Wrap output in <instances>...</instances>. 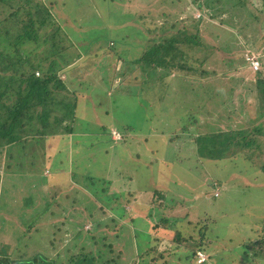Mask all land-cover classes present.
Returning a JSON list of instances; mask_svg holds the SVG:
<instances>
[{
	"label": "rangeland",
	"instance_id": "1",
	"mask_svg": "<svg viewBox=\"0 0 264 264\" xmlns=\"http://www.w3.org/2000/svg\"><path fill=\"white\" fill-rule=\"evenodd\" d=\"M56 1L57 6L58 3L61 5L62 0ZM191 1L177 0L176 3L182 4ZM52 2L53 0H44L47 6H51ZM65 2L67 14H70V18L75 17L78 24L81 25L80 30L82 31L77 33L79 34L78 38L74 39L76 43L83 44L86 42L91 45V42L94 41L101 42L107 50L109 48L108 45H110L109 42L113 40L115 43L114 53L119 52L125 60L129 61L137 58L139 52L142 51L143 36L139 35V31L147 30V27L162 26L164 23L162 14L165 8L174 13L179 12L175 6L171 5L168 7L166 2L162 4V0H66ZM245 4L247 8L239 4V8L244 13V16L241 17L237 16V13L233 14V10H227L228 6H224L226 9L217 8L216 11H212L209 7H205L202 10L197 4H194L190 11L180 12L178 19L182 21L189 12L194 17L205 19L204 24H198L200 34L206 40L220 45L219 47L227 46L226 50H222V52L219 50V52L222 57L224 55V57L229 58V63L225 67H221L218 64L213 65V62H211V65L206 64V67L215 68L216 73L213 75H217L216 77L228 73L226 77H223L224 80L232 78L231 76L236 78L242 73L243 80L236 85L233 96L235 98L238 93L248 101V99L251 100L248 86L250 72L244 71L242 67L244 68L246 65L244 61H249V57L253 56L260 58V67L254 69L249 61L247 63L248 69L255 71L264 69V0H247ZM219 7L221 8V4H219ZM56 12L61 17L65 13L60 10V7L56 9ZM141 15H144V17H141ZM256 17L261 26L259 24L255 26L251 22ZM183 26L184 23H181L180 27ZM184 27L187 33L196 30V26L191 22L187 23V25L185 24ZM85 31L91 37L83 34ZM156 35V37L162 35V31H157ZM85 49L86 51H94L97 48L95 46H86ZM81 53L83 56L86 54L83 51ZM96 60L92 66L86 67L82 77L86 79L88 73L96 72L100 75L92 79L99 80L103 77V79H106L105 83H108L113 71V64H110V59L106 57L97 58ZM239 67L241 73L237 71ZM135 68L137 69V67H134V71H136ZM129 76L130 74L126 76L122 74L115 78L114 80L118 82L115 85L111 81L106 87L104 85L95 87L96 91L98 90L100 93V98L108 101L109 114H104V117L102 116L103 120L108 123L113 122V127L121 131L122 138L117 139L113 144H110L112 143L111 141L108 142L105 146V148L110 149L106 150L108 152H102L105 148H101L102 150L97 148V151L91 153L93 161L91 160L87 164L82 162L81 157L75 156L76 159L78 158L76 163L79 164V167H84V169L88 167L87 169L95 172L90 175L91 177L87 175L88 178H86L84 171L81 169V173L76 175L81 182L71 177V186L79 184L78 189L82 188L79 191V200L82 201L85 198L84 190L91 192V189L86 187L87 184L92 180L97 183L99 181L96 185L101 192L97 189L94 192L97 206L95 207V202L87 198L90 200L88 205L96 209L94 216L98 220L105 221L113 217L118 218L121 214H124L123 218L120 217L122 224H130L131 228L136 230V233L137 231L148 232L144 225L146 222L151 225L159 223L161 219L159 218L160 213L155 210L157 208H151V212L149 208L146 213L143 209L138 208L137 210L134 208L133 202L135 200L143 202V196L148 190H164L166 195L165 204L170 216L184 218L185 212L191 207L193 214L186 218H192L195 222L200 218L208 224L207 232L209 236L207 238L210 241L206 238L207 246H209L206 264H240L242 260H245V255L242 253L243 248L241 247L242 241L245 240L242 239L247 238V236L256 239L260 232L255 231V227L259 229L264 218V175L262 170L258 169L257 161L252 160L254 163L246 161L239 154L233 158L234 161H231L230 155L211 158L205 154L203 156L206 157H202L201 154L207 153L206 145L208 144L203 141L202 147L205 150H199L198 148L201 144L196 143L195 137L190 136L189 133H181L180 136L178 135L171 139V136L179 133L181 127L179 124H182V126L185 124L179 116L189 112L192 106L196 107L197 102L201 98L196 93L193 94L192 90H188V86L180 81L178 86L174 84L162 87V82L160 81L153 82V80L147 79L146 82H143L140 79L133 80L135 76L131 78ZM61 78L65 79L66 74L62 73ZM99 82L101 81L99 80ZM129 83L132 84L130 85ZM224 92H227L226 88L222 87L219 91V98L215 96L208 98L210 102L208 111L219 109H215V106L225 107L224 104H228L225 101V96L228 93ZM209 94L211 95L212 92ZM79 96L87 97L88 100H93L92 104L95 103L91 93H80ZM237 99L239 98L237 97L235 101L238 106L240 104ZM85 104L89 105L90 103L86 102ZM223 109L225 108L218 110L223 116V122L231 119L236 125L243 123V117H237L236 114L227 111L223 114ZM208 111H204L203 116H200L202 122L206 123L205 126L214 122L213 116H209ZM90 113L96 116L95 111L88 110L86 112L88 117L91 116ZM204 115H208L206 116L207 118H204ZM97 118L99 117L96 116ZM90 120L88 119V122ZM262 120L263 118H259L257 121ZM223 122L220 123V128L226 130L227 128L223 125ZM187 124L186 126L191 129L192 125ZM255 124L256 122L247 123L241 127L249 129ZM127 126L133 128V132ZM125 128L128 130H125ZM239 128L238 126L236 129L238 130ZM124 134L127 139L122 140ZM259 138L261 139L259 147L264 148V136H259ZM133 139L144 140V148L138 150L135 147L139 146H134L133 143L131 145ZM73 143L74 138H72L71 134L63 135L62 140L57 144L53 143L51 138H49L45 144L43 143L45 148H42L41 144L36 148L34 142L29 141L27 147H25L28 152L27 162L6 155L3 161L4 171L8 168L15 172H17L15 170L17 168H23L28 171V169L34 168L29 164L31 160L37 163L42 152L45 151L47 157L54 156V159L52 161L51 157L47 159L48 161L51 160L50 162H42L43 169L46 168L43 173L47 175L53 170V173H56V177L59 175L55 170L58 164H64V168L61 164L58 172L70 171L73 155L76 153L81 154L82 151L83 153L87 152L80 147V150L75 151L73 154V147L76 145V143ZM98 147L102 146L98 145ZM62 152H67L68 156L61 157L60 153ZM57 157L60 160H57ZM30 158L31 160H29ZM63 158L65 161H63ZM261 158H263L262 155L260 156ZM115 160L117 162L114 164ZM113 165L116 166L115 174L109 178L104 177V179L97 180L96 177H93L99 175V173H105L106 169L110 171ZM144 166L149 168L147 175H144L145 171H147L143 168ZM135 168L140 170L139 174H135ZM63 176L64 178L62 177V179L68 180V176L64 174ZM50 188L51 186L44 189L49 191ZM26 191L21 186V189L17 190L15 195L6 194L12 198L16 213L25 212L32 214L33 217L14 218L11 225L2 223L0 256L20 259V255H22L25 258H29L34 256L37 251L47 254L49 258L63 259L71 255L69 254L71 247L81 246L82 244V239H74V233L77 231L83 234L88 233L93 228V223H95V221L87 220L83 217L88 215V212L85 211L81 204H78L75 200L72 202L74 195L78 191L74 188L70 189V192L67 190L61 191L52 201H46L45 204L43 198L35 197L34 189L32 191L33 198L32 194ZM122 192L128 195L133 194L130 201H126ZM52 193L53 191H50L47 196ZM68 193L72 194L71 199L67 198ZM109 195L112 198L108 202L107 198L109 197L107 196ZM147 196L148 198L145 201L151 199L149 194ZM48 203L50 208L44 213ZM63 207L69 209L64 210ZM74 210L76 212L78 210L81 211L80 215H77ZM134 217H137L136 219L141 218L144 222L141 223L136 220L134 223H128ZM30 222H32L31 230L28 232L30 233L28 235L30 239H23L21 237L22 232L26 230ZM110 222L112 223V221ZM153 228L150 227V232L159 236L157 238L161 240L158 245V252L162 253L160 261H167L168 264L191 263L187 258V255L191 256L190 251L185 247L177 246L169 239V237H172L173 232L167 230L164 232L162 227H160L161 231L158 230L160 233H157ZM14 229H20V233H17L18 230ZM102 229L108 230L112 234L116 232L115 228H108L106 224L102 225ZM139 239L140 241L137 240L138 244L136 241L127 240L123 258H121L122 264H138L140 262L141 258L136 254L142 253V248L146 242L143 241V237ZM141 241L143 242L140 243ZM165 249L167 251H164ZM247 264H264V260H252V262L249 261Z\"/></svg>",
	"mask_w": 264,
	"mask_h": 264
},
{
	"label": "trees",
	"instance_id": "2",
	"mask_svg": "<svg viewBox=\"0 0 264 264\" xmlns=\"http://www.w3.org/2000/svg\"><path fill=\"white\" fill-rule=\"evenodd\" d=\"M65 1L62 0L61 5L58 3L57 6V1L53 0L51 6H47L44 0H0V18H2L0 19V233L3 229L1 227L2 223L11 225L14 218L33 217L32 214L25 212L16 213L12 198L6 195L7 193L10 196L11 194L15 195L16 191L21 189V186L32 194V198L34 189L35 197L43 198L44 204L46 201H52L61 191L67 190L70 192V189H76L78 193L74 195L72 202L75 200L78 204H81L88 212V215L83 217L87 220L91 219L95 223H93V228L88 233L83 234L79 231L74 233V239H82V244L81 246L71 247L69 253L71 255L63 259L49 258L47 254L37 251L34 256L29 258L22 255H20V259L0 256V264H122L121 258H123L127 240L136 241L137 243V240L140 241V237H143L146 244L142 248V253L136 254L141 258L138 264H168L167 261H160L162 253L158 252V245L161 240L157 238L159 236L150 232V227H154L153 229L157 233L160 227L164 232L165 230L173 232L172 237H169V239L177 246L185 247L190 251L191 256L187 255L190 264H206V260L198 262V252L201 251L207 254L209 248L206 243V238L209 236L207 232L208 224L200 218L196 222L192 218H186L193 214L191 207L185 212L184 218L170 216L165 204L166 195L164 190L147 189L148 192L144 194L143 202L137 200L133 202L135 209H143L145 213L149 208L150 212L152 211L151 208H157L155 210L160 213L159 218H161L159 223L153 225L146 222L144 228L148 229V232L137 231L136 233V230L131 228L130 224L120 222V217L123 218L124 214H121L118 218L113 217L105 221L98 220L94 216L96 209L88 203L91 200L95 202V207L97 206L94 192L99 181L97 183L92 180L86 185L91 189V192L84 190L85 198L82 201L78 197L82 188L78 189L79 184L72 187L70 182L71 177L81 182L76 176L81 173V169L84 171L86 178L95 173L87 169L88 167H85V169L79 167V164L76 163L78 158L76 159L75 156L81 157L82 162L87 164L93 159L92 152L98 149L102 150L101 148H105L108 142L111 141L110 144H113L114 141L122 138L121 131L113 127V122L108 123L103 120L104 114H109L108 101L101 99L99 91H96L95 88L100 87V85L106 87L111 81L113 85L118 84L114 79L122 74H125V76L130 74V78L135 76L133 80L140 79L143 82H146L147 79L153 80V82L160 81L162 87L174 84L178 86L179 81L183 82L188 86V90H192L193 94L196 93L201 99L197 102L196 107L192 106L189 112L179 116L185 124H183L184 126L179 124L181 126L179 133L170 138L180 136L181 133H189L190 136L195 137L196 143L201 144L199 150H205L202 143L206 142L208 144L206 145L208 154H201L202 157H206L203 156L205 154L211 158L230 155L231 161H234L233 158L239 154L246 161L256 160L258 169H261L264 175V148L259 147L261 140L259 136H264V69L262 68L259 71L248 69L247 63L249 61L245 60L244 64L246 65L242 69L250 72L248 86L251 100L248 99L247 101L244 96L238 93V96L234 98L236 85L243 80L240 67L237 68L238 70H234L241 74L236 78L231 76L232 78L228 80L223 79L228 73L216 77L217 75H213L216 73L215 68L206 67V64L211 65V62L214 63L213 65L218 64L221 67L228 65L229 58L224 57V55L222 57L220 54L222 50H226L227 46L219 47L220 45L202 37L198 24H204V18L194 17L189 12L182 21L178 19L180 12L190 11L194 4H197L202 10L209 7L212 11H216L217 8L226 9L225 7L228 6L227 10L231 9L233 14L237 13V16L241 17L244 16V13L239 8V4L240 6H246L247 0H192L189 3L184 2L185 4H177V0H162V4L166 2L168 7L175 6L179 12L174 13L165 8L162 14L164 18L162 26H145L147 30L139 31V35L143 36L142 51L139 52L137 58L131 61L125 60L119 52L114 53L115 43L113 40L109 42L110 45H108L107 50L101 42L94 41L91 42V45L86 42L83 44L76 43L74 39L78 38L79 34L77 33H81V25L78 24L75 17L70 18V14H67ZM219 4H221V8ZM59 7L60 10L65 12L62 17L56 12ZM3 14L5 15L2 16ZM141 17H144V15H141ZM155 19L154 21H156ZM257 19L256 17L251 22L255 26L256 24L261 26ZM189 22L196 26V30H193V32L188 30L190 33H187L184 26ZM181 23H184L183 27H180ZM251 26L253 25L251 24ZM157 31H162V35L156 37ZM83 34L91 37V35L86 34V31ZM86 46H95L97 49L86 51ZM81 51L86 52V54L83 56ZM100 54L102 55L99 56ZM102 57L109 58L110 64H113L109 82L105 83L106 79H103V77L99 79L101 82L92 79L100 75L96 72H87L86 79L82 77L86 67L92 66L97 58ZM135 66L137 67V69L135 68L136 71H134ZM129 68L131 69L128 70ZM62 73L66 74L65 79L61 78ZM254 77L256 78L254 79ZM222 87L226 88L227 92L224 93H228L225 96V101L228 104H224L225 107L215 106L214 108H225L222 111L223 114L227 111L236 114L237 117H243L242 124L236 125L231 119L223 122V116L218 111L219 109L208 111L210 106L208 98H211V96L219 98V91ZM210 92H212L211 95ZM80 93H91L95 103L92 104L93 100H88L87 97L79 96ZM237 97L240 104L238 106L235 101ZM86 102L91 105H86ZM194 109L196 110L193 111ZM88 110L95 111L96 116L99 118L96 119L93 113H90L91 116L88 117L86 114ZM204 111H208L209 116H213L214 122L212 124L205 126L206 123L202 122L201 117ZM206 116L208 115H204V118H207ZM259 118H263V120L257 121ZM88 119L91 120L88 122ZM221 122L227 128L226 130L220 128ZM255 122L256 124L249 129L241 127L247 123ZM186 123L192 125V128L187 127ZM238 126L240 128L237 130ZM128 128L133 132V128L130 126ZM114 132L119 133L120 137L117 138ZM65 134H71L74 138L73 144L76 143V145L73 147V154L75 151H79L80 147L87 151L86 153L82 151L81 154L76 153L73 155L70 171L58 172L61 164L62 167L64 165L60 163L55 167L59 175L55 177L56 173H53V170L45 175L43 172L46 168L43 169L42 162L47 163L54 159V156H51L52 158L47 157L45 151L42 152L37 163L31 158L29 159L31 160L29 164L34 168L28 169V171L23 168L15 169L17 172L9 168L4 171L3 161L6 155L27 162L28 152L25 147H27L29 141L34 142L36 148L40 144L42 148H45L43 143L45 144L49 138L57 144L60 143ZM123 137L122 140L127 139L125 134ZM144 142V140L133 139L131 145L133 143L134 146H139L135 147L136 149L141 150L144 148ZM98 145L102 147H98ZM106 150L110 149L105 148L102 152H108ZM60 155L61 157L68 156L67 152H62ZM261 155L263 158L260 159ZM50 158L51 160L48 161L47 159ZM56 159L58 160L59 157ZM63 161H65L64 158ZM116 162L115 160L114 164ZM143 168L147 170L144 175H147L149 168L147 166ZM115 170L116 166L113 165L110 171L106 169L105 173L98 172L99 175L93 177H96L97 180L104 179V177L109 178L115 174ZM139 171L137 168L134 169L135 174H139ZM71 173L72 175L69 176ZM63 174L68 176V180L62 179V177L64 178ZM50 186V190L45 191ZM50 191H53V193L47 196ZM99 191L101 192V190ZM125 192H122L123 196L126 201H130L133 194L128 195ZM147 194L151 196V199L145 201L148 198ZM71 197L72 194L68 193L67 198L71 199ZM107 197H109L107 198L109 202L112 197L110 195ZM87 198H90V200ZM49 208L48 203L44 213ZM63 208L64 210L69 209L67 207ZM76 213L80 215L81 211L78 210ZM136 218L130 219L128 223H134L136 220L141 223L144 222L141 218ZM31 223L22 232L21 237L23 239H30L28 237L30 233L28 232L31 230ZM103 224H106L108 228H115L116 232L112 234L108 230L102 229ZM20 229L14 230H18L17 233H20ZM255 231L260 232L256 239H252L250 236L242 239L245 240L241 243L245 260H242L240 264H247L252 260H264V218L260 228L256 229L255 227ZM207 240L210 241L209 238ZM208 245L210 244L208 243ZM164 251H167V249Z\"/></svg>",
	"mask_w": 264,
	"mask_h": 264
},
{
	"label": "built area",
	"instance_id": "3",
	"mask_svg": "<svg viewBox=\"0 0 264 264\" xmlns=\"http://www.w3.org/2000/svg\"><path fill=\"white\" fill-rule=\"evenodd\" d=\"M249 61H250L251 65L253 66L254 69H258L260 67V62H259L257 57L255 58L253 56H250ZM114 134L117 138L120 137L119 133L114 132ZM206 259H207V254L199 251L198 252V262H203Z\"/></svg>",
	"mask_w": 264,
	"mask_h": 264
}]
</instances>
